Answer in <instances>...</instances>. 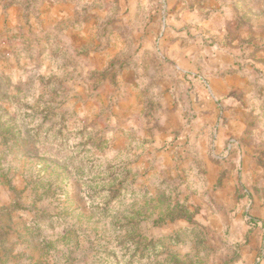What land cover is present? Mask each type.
I'll return each instance as SVG.
<instances>
[{"label":"rangeland","instance_id":"374dc122","mask_svg":"<svg viewBox=\"0 0 264 264\" xmlns=\"http://www.w3.org/2000/svg\"><path fill=\"white\" fill-rule=\"evenodd\" d=\"M0 264H264V0H0Z\"/></svg>","mask_w":264,"mask_h":264}]
</instances>
